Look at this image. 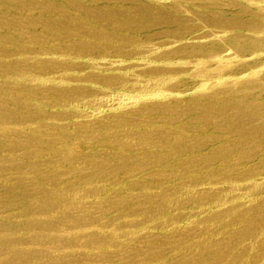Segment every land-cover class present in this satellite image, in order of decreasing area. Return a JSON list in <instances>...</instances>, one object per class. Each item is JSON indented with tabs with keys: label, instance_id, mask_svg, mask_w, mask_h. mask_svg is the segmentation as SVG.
Returning <instances> with one entry per match:
<instances>
[{
	"label": "rangeland",
	"instance_id": "obj_1",
	"mask_svg": "<svg viewBox=\"0 0 264 264\" xmlns=\"http://www.w3.org/2000/svg\"><path fill=\"white\" fill-rule=\"evenodd\" d=\"M0 264H264V0H0Z\"/></svg>",
	"mask_w": 264,
	"mask_h": 264
}]
</instances>
